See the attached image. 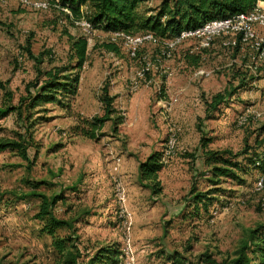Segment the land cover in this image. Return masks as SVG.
Wrapping results in <instances>:
<instances>
[{
	"label": "rangeland",
	"instance_id": "rangeland-1",
	"mask_svg": "<svg viewBox=\"0 0 264 264\" xmlns=\"http://www.w3.org/2000/svg\"><path fill=\"white\" fill-rule=\"evenodd\" d=\"M161 1L150 0L140 11L155 9ZM65 28L86 35L89 42L78 94L69 108L47 103L30 111L26 104L36 91L29 86L38 69L70 61ZM105 42L116 43L119 53L103 49ZM190 45L166 57L163 43L147 42L131 56L121 37L70 26L50 5L36 10L18 0L0 1V103L12 91L14 104L27 100L22 114L35 123L29 160L0 151L1 264H59L53 241L67 236L83 262L99 247L112 245L119 246V264H168L166 257L174 251L190 259L209 251L221 259L232 256L250 230L264 224V189H255L264 171L255 167L240 172L242 180L226 179L216 186L225 191L214 194L219 199L216 216L190 212L191 191L213 187L202 142L209 140L214 150L264 153L263 74L245 71L251 61L222 38L206 51L191 52L200 54L196 66L185 59ZM27 47L42 62L29 57ZM238 70L244 71L245 82L235 79ZM134 84L138 89L131 91ZM105 85L111 95L122 96L117 109L125 119L117 132L112 121L106 122L101 136L92 140L77 129L84 119L103 114L99 96ZM218 93L227 94L226 102L210 111ZM173 132L175 147L162 158L163 191L154 196L139 182V164L153 151L162 153ZM17 133L26 135L16 113L0 117V139H14ZM33 193L60 195L51 212L69 225L56 228L54 235L45 232V220L36 217L41 198Z\"/></svg>",
	"mask_w": 264,
	"mask_h": 264
},
{
	"label": "trees",
	"instance_id": "trees-1",
	"mask_svg": "<svg viewBox=\"0 0 264 264\" xmlns=\"http://www.w3.org/2000/svg\"><path fill=\"white\" fill-rule=\"evenodd\" d=\"M149 1L50 0V6L59 11L66 22L73 27L77 25V22L88 21L92 29L106 33L137 34L150 31L158 37L171 38L179 35L183 30L197 29L208 21L250 11L259 2H264V0H162L157 8L148 7L145 12L140 11L141 5ZM64 34L68 38L70 61L67 64L38 69L36 80L29 86L36 91L29 104H26L30 111L36 106L47 103L69 108L71 100L78 94L80 71L88 60L89 42L85 35L72 34L67 28L64 29ZM101 47L115 54L120 51L114 42H105ZM235 50L239 52L240 48L237 47ZM26 51L35 62H42L43 59L35 55L30 47H27ZM199 58L200 54L185 56L186 61L194 66L199 65ZM243 73L244 71L238 70L234 75L235 79L245 82ZM162 90L161 88V95L165 96ZM226 96V93L214 95L208 105L210 111L217 110L223 102H226ZM116 98L117 96L111 95L108 86L105 85L99 96L103 114L84 119L82 127L77 129L78 134L96 140L101 136L102 129L108 121H112L113 131L117 132L125 117L114 105ZM26 102V99H21L19 103L14 104L12 91L5 92L0 103V117L16 113L17 120L21 122L26 135L17 133L14 139L1 138L0 151H14L23 159L29 160L28 142L32 140V128L35 123L29 121L30 116L25 117L22 114V105ZM209 142V140L202 142L201 148L204 151V163L210 174L207 181L213 187L205 192L191 191L193 209L190 212L197 216L200 212L208 213L211 207L219 202L214 194H225V191L220 189L221 187H216L224 180L241 179L240 172L245 173L251 167L264 171V153L263 155L248 154L247 149L236 153L230 150H214L208 148ZM163 167L162 154L159 151L151 152L139 164V182L149 188L154 196L160 195L163 191L159 176ZM33 194L41 198L40 209L36 217L45 220L43 227L45 232L54 235L56 228L69 225L68 221L57 219L51 212L53 205L61 198L60 195L49 198L44 194ZM71 241L69 236L54 239V248L61 259L59 264H119L121 261V253L117 245L99 247L87 262L79 261L78 248ZM166 259L168 264H264V224L251 229L248 239L237 248L232 256L217 259L213 253L205 251L196 259H190L183 253L174 251Z\"/></svg>",
	"mask_w": 264,
	"mask_h": 264
},
{
	"label": "built area",
	"instance_id": "built-area-1",
	"mask_svg": "<svg viewBox=\"0 0 264 264\" xmlns=\"http://www.w3.org/2000/svg\"><path fill=\"white\" fill-rule=\"evenodd\" d=\"M18 2L21 6L36 10L47 9L50 5L48 0H18ZM77 24L83 26L87 33L95 31L88 21H80ZM110 34L115 38L121 37L124 40L125 45L129 47L131 56H136L139 48L147 42L163 43L165 50L162 51V54L166 57H171L173 51L187 41H191V46L194 50H206L212 46L216 39L222 38L225 46L233 49L239 47L241 52L244 51V56L251 61V65L248 64L247 69H253L254 72L264 75V2H259L250 11L208 21L197 29L183 30L179 35L171 38H161L150 31L137 34L123 32ZM138 86L134 84L130 90L136 91ZM243 122L244 120L241 121V123ZM175 144V133H169L166 148L161 153L163 161L173 151ZM118 162H120V159H118L117 164ZM255 189L258 191L264 189V174L258 178ZM119 200L120 202L126 200L123 191L119 195ZM216 205L211 207L212 216L218 214ZM130 225L131 221L126 220L124 228L129 229Z\"/></svg>",
	"mask_w": 264,
	"mask_h": 264
},
{
	"label": "crops",
	"instance_id": "crops-1",
	"mask_svg": "<svg viewBox=\"0 0 264 264\" xmlns=\"http://www.w3.org/2000/svg\"><path fill=\"white\" fill-rule=\"evenodd\" d=\"M187 42H189V43L192 45L191 41H187ZM185 43H186V42H185ZM185 43H184V44H185ZM191 45H190V46H191ZM196 51H197V50H194L192 47H189V51L187 52L186 55H189V54H191V52H196ZM198 51H199V50H198ZM215 53H216V52H215ZM215 53H214V54H215ZM186 55H185V56H186ZM244 70H245V71H250V70L247 69V68L244 69ZM263 76H264V75H263ZM121 89H122V88H121ZM121 89H119V92L121 91ZM112 95H113V94H112ZM114 95L117 96V98L115 99V103H114V105H115L116 108H118V105H119L118 103H119V100H120V98H121L122 96H119V95H117V94H114ZM137 97H139V95H138ZM140 106H142L141 102H140ZM123 123H124V122H123ZM123 123H122V124H123ZM122 124H120L119 127H120ZM159 176H160V172H159ZM160 179H161V178H160Z\"/></svg>",
	"mask_w": 264,
	"mask_h": 264
}]
</instances>
